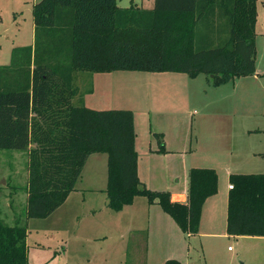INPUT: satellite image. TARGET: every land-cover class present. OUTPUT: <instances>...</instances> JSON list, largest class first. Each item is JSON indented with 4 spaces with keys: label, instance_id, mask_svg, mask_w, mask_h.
Listing matches in <instances>:
<instances>
[{
    "label": "trees",
    "instance_id": "16d2710c",
    "mask_svg": "<svg viewBox=\"0 0 264 264\" xmlns=\"http://www.w3.org/2000/svg\"><path fill=\"white\" fill-rule=\"evenodd\" d=\"M33 15L34 44L15 48L11 64L0 66V151L28 153L26 219L51 216L90 156L103 153L110 209L145 196L158 200L184 233L197 234L203 206L218 192L216 170H190L185 203L144 188L134 113L73 104L74 74H204L216 87L253 76L256 0H155L152 9L121 8L118 0H42ZM229 182L228 234L264 237V174H232ZM27 222L10 226L0 218V264H30Z\"/></svg>",
    "mask_w": 264,
    "mask_h": 264
},
{
    "label": "rangeland",
    "instance_id": "374dc122",
    "mask_svg": "<svg viewBox=\"0 0 264 264\" xmlns=\"http://www.w3.org/2000/svg\"><path fill=\"white\" fill-rule=\"evenodd\" d=\"M41 1L0 0V66L11 64L15 48L34 44L33 12ZM131 1L120 0L119 6L138 3L143 7L142 0ZM256 12L257 75L215 87L204 74L196 78L166 72L74 74L77 95L73 104L134 113L138 175L144 188L184 191L193 165L216 170L218 196L208 201L218 213L216 236L184 233L162 204L145 196H135L121 211L110 209L107 154L88 159L68 205L48 218L28 220V153L3 150L0 218L10 226L19 218L23 223L28 221L30 264H166L170 257L181 264H264V239L235 237L227 231V207L222 204L221 209L220 202L230 183L229 175L257 174L260 170L245 163L242 166L239 154L227 162V154L232 149L241 152L247 141L237 128L238 116L230 118L233 123L228 125L227 120L217 118L239 115L244 106L254 107L257 101L264 103V0H256ZM233 85L238 86L236 91ZM239 86L244 87L243 92ZM160 140L165 144L162 152ZM150 147L158 150L150 153Z\"/></svg>",
    "mask_w": 264,
    "mask_h": 264
},
{
    "label": "crops",
    "instance_id": "0c3cea01",
    "mask_svg": "<svg viewBox=\"0 0 264 264\" xmlns=\"http://www.w3.org/2000/svg\"><path fill=\"white\" fill-rule=\"evenodd\" d=\"M131 1V0H130ZM143 2V7L145 9H152L154 7V2L155 0H142ZM120 0H118V5H119ZM131 3H133V1H131ZM134 5V4H133ZM135 6L139 7L138 3H135ZM120 7V6H119ZM122 8V7H121ZM124 8H129V6H126ZM256 72H258V68H257V63H256ZM264 72V71H263ZM257 75V73H255ZM209 80L212 81V78L208 77ZM239 79V78H237ZM231 83V82H230ZM226 85V84H225ZM223 86V85H222ZM234 86V90L236 91V88L238 86L233 85ZM216 87V86H215ZM220 87V86H219ZM243 87V86H242ZM241 86H239V89L241 88V91H244V87L242 88ZM242 113L241 114H233V116H218L217 118L222 119L226 124L228 125V123L231 124L232 121H229L230 118L231 120H233V117L238 116L239 118V122H237V128L243 132L245 139L247 141V146H245L244 150H242L241 152H237L234 151L233 149L227 154V162L233 161V158L235 157V155H240L238 158H240L243 161H240L242 166L243 163H245V166H250L249 168H252V170H260V171H255V172H259L257 174H264V103L257 101L254 107H243V110H241ZM234 113H237V111H235ZM233 123V122H232ZM230 129V127H228ZM255 139V143L250 144L251 140ZM138 135H136V148H138ZM158 149H153V147H150V153H156ZM96 154H103V153H96ZM95 155V154H93ZM108 155V154H107ZM91 157V156H90ZM109 159V157H108ZM107 167H108V161H107ZM193 168H204L201 167L199 165H193ZM228 169H231V166L227 167ZM232 175V174H231ZM229 175V177L231 176ZM81 178V177H80ZM188 185V186H187ZM219 185V183H218ZM229 185L227 187V190H224V192L221 194L222 200L220 202L221 204V209H222V204L226 205V211L228 210V199H229V193H230V189H229ZM188 187H189V178H188V183H186V186L184 187V191H172L170 190V194H171V199L174 202H181V203H185L187 201V197H188ZM73 193H71L69 195V197L67 198L66 202L63 205H68V203L70 202V199L72 198ZM212 196L209 199H207V201L205 202L204 206H203V211H202V216H201V222H200V227H199V232L197 234H191V233H187L188 235H192L195 236H200L202 238H212L213 236H216V230L215 227L217 226V220L216 217L217 216V210L215 208V206H213V204H208L209 200L212 199ZM158 202V200H157ZM214 203V202H213ZM224 209V207H223ZM228 215V214H227ZM218 219V218H217ZM254 238V237H253ZM255 238H260V239H264V237H255ZM28 245V243H27ZM30 246L28 245V248ZM231 249V248H229ZM168 260H176L175 257H170Z\"/></svg>",
    "mask_w": 264,
    "mask_h": 264
},
{
    "label": "built area",
    "instance_id": "2783aa9c",
    "mask_svg": "<svg viewBox=\"0 0 264 264\" xmlns=\"http://www.w3.org/2000/svg\"><path fill=\"white\" fill-rule=\"evenodd\" d=\"M229 189L232 190L233 189V186H229Z\"/></svg>",
    "mask_w": 264,
    "mask_h": 264
},
{
    "label": "water",
    "instance_id": "95a60500",
    "mask_svg": "<svg viewBox=\"0 0 264 264\" xmlns=\"http://www.w3.org/2000/svg\"><path fill=\"white\" fill-rule=\"evenodd\" d=\"M214 76L212 75L211 78H213Z\"/></svg>",
    "mask_w": 264,
    "mask_h": 264
}]
</instances>
